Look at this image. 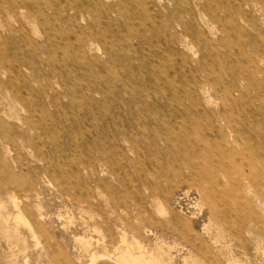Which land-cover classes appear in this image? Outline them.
Returning a JSON list of instances; mask_svg holds the SVG:
<instances>
[{
	"label": "rangeland",
	"instance_id": "1",
	"mask_svg": "<svg viewBox=\"0 0 264 264\" xmlns=\"http://www.w3.org/2000/svg\"><path fill=\"white\" fill-rule=\"evenodd\" d=\"M124 258L264 264V0H0V264Z\"/></svg>",
	"mask_w": 264,
	"mask_h": 264
},
{
	"label": "bare ground",
	"instance_id": "2",
	"mask_svg": "<svg viewBox=\"0 0 264 264\" xmlns=\"http://www.w3.org/2000/svg\"><path fill=\"white\" fill-rule=\"evenodd\" d=\"M231 90V89H230ZM229 93V92H228ZM230 93H231V91H230ZM229 93V94H230ZM16 204V203H15ZM160 210V209H159ZM19 212V211H18ZM22 214H23V212H22ZM30 225V224H29ZM32 229V228H31ZM34 234H35V232H34ZM33 234V235H34ZM136 247V246H135ZM131 249V248H130ZM120 258H121V256H120ZM136 258V257H135ZM130 260V259H129ZM128 259H126V258H124V261L127 263V264H134V262H130Z\"/></svg>",
	"mask_w": 264,
	"mask_h": 264
}]
</instances>
